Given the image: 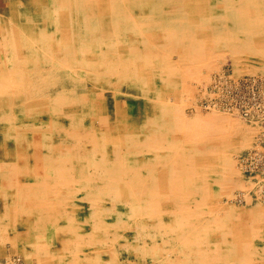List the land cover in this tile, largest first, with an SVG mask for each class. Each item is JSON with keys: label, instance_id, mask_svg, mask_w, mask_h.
<instances>
[{"label": "bare ground", "instance_id": "obj_1", "mask_svg": "<svg viewBox=\"0 0 264 264\" xmlns=\"http://www.w3.org/2000/svg\"><path fill=\"white\" fill-rule=\"evenodd\" d=\"M224 57L264 95V0H0V263L264 264L260 186L175 112Z\"/></svg>", "mask_w": 264, "mask_h": 264}, {"label": "rangeland", "instance_id": "obj_2", "mask_svg": "<svg viewBox=\"0 0 264 264\" xmlns=\"http://www.w3.org/2000/svg\"><path fill=\"white\" fill-rule=\"evenodd\" d=\"M221 65L222 68H228V73L233 78H236L233 76L234 68L229 57H224ZM246 77L243 79L236 78L235 80H231L229 77L228 83L223 78V84L221 85L223 87L219 90L216 89L212 97L210 96L211 91L209 93L205 92L203 84H197L195 87L190 85L188 92L185 91L179 98V105L177 110H175L181 116L182 121L179 126L183 128V131H190L191 135L194 136L195 128V130L199 131L196 136L200 139H207L212 136L215 139H225L232 142L231 145L226 146L227 150L224 152L226 153V161L233 166L242 167L246 172V174L240 176V179H237L243 182V187L238 191V198H235L236 203L234 202V204L245 208L248 205L246 196L254 195V192H256L254 184L260 186V191L259 189L257 190L259 194L257 196L255 194L251 199V204L258 203L260 206H264V196L262 195L264 193V95L261 92L263 88L258 89L252 86L254 83H258L256 78ZM189 90L195 91L196 98H192ZM210 99L212 104L208 103ZM174 117L180 120L178 116ZM250 124L257 125L260 130L253 131L248 126ZM256 145L257 147L255 148ZM258 146L260 147L258 148ZM256 149L258 151L261 150L262 155L258 154L252 158L251 156L258 152ZM225 164L224 162L223 166ZM234 192L232 189V194ZM249 207L251 206L247 208ZM5 245L7 250L11 251L13 249L9 242H6ZM15 257L23 256L21 254L14 256L11 259L12 263L9 262V264H14L15 262L22 264L23 261L19 260V258L15 260ZM126 258L134 261V258ZM145 264H150V262Z\"/></svg>", "mask_w": 264, "mask_h": 264}]
</instances>
